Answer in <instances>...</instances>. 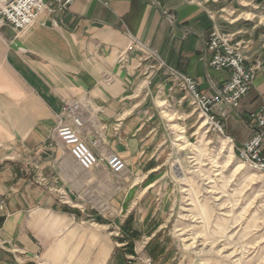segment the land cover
Segmentation results:
<instances>
[{
    "label": "crops",
    "instance_id": "0c3cea01",
    "mask_svg": "<svg viewBox=\"0 0 264 264\" xmlns=\"http://www.w3.org/2000/svg\"><path fill=\"white\" fill-rule=\"evenodd\" d=\"M214 29L233 34L246 63L259 67L222 118L241 145L252 135L248 115L264 104V0H75L17 36L9 23L0 27V264H127L130 227L147 206L148 187L138 200L133 179L156 174L161 157L150 150L168 140L166 124L198 118L161 71L144 81L136 49L119 54L136 39L211 94L229 76L208 64ZM74 99L85 140L96 132L94 152L116 154L123 172L105 162L82 169L54 136L55 114ZM149 244L145 253L163 264Z\"/></svg>",
    "mask_w": 264,
    "mask_h": 264
},
{
    "label": "rangeland",
    "instance_id": "374dc122",
    "mask_svg": "<svg viewBox=\"0 0 264 264\" xmlns=\"http://www.w3.org/2000/svg\"><path fill=\"white\" fill-rule=\"evenodd\" d=\"M195 113L197 124L165 125L168 140L150 150L161 157L156 174L133 179L138 200L139 187H148L147 206L135 214L140 222L130 227L133 253L125 260L154 264L145 253L150 243L163 252V264H264V176L237 158L224 127L217 131Z\"/></svg>",
    "mask_w": 264,
    "mask_h": 264
},
{
    "label": "built area",
    "instance_id": "2783aa9c",
    "mask_svg": "<svg viewBox=\"0 0 264 264\" xmlns=\"http://www.w3.org/2000/svg\"><path fill=\"white\" fill-rule=\"evenodd\" d=\"M75 0H0V27L9 23L15 31V36L29 28L41 13L50 14L54 11L66 10ZM209 53L208 64L215 70H228L229 76L221 88L213 93H202L199 83L194 78L176 70L159 58L155 52L142 42L131 39L124 52L119 54V61L125 59L127 50L136 49L142 66L144 81L148 84L150 78L162 72L172 85L182 90L184 98L199 116L205 118L206 124L213 129L223 132L222 118L229 110H236L241 98L247 94L256 77L259 67L257 64L246 63L242 53V44L235 41L233 34L223 33L214 29L206 43ZM155 60V62H150ZM81 102L78 99L65 101L57 117L55 134L61 143L69 150L70 155L82 169H91L106 163L113 174L125 170L121 158L110 155H98L94 148L100 140L86 142L80 134L84 124ZM252 121V135L241 145L236 146V156L243 163L256 168L264 176V104L256 112L248 115ZM233 145V140L229 138Z\"/></svg>",
    "mask_w": 264,
    "mask_h": 264
},
{
    "label": "bare ground",
    "instance_id": "6f19581e",
    "mask_svg": "<svg viewBox=\"0 0 264 264\" xmlns=\"http://www.w3.org/2000/svg\"><path fill=\"white\" fill-rule=\"evenodd\" d=\"M243 163V162H242ZM263 176V175H262Z\"/></svg>",
    "mask_w": 264,
    "mask_h": 264
}]
</instances>
